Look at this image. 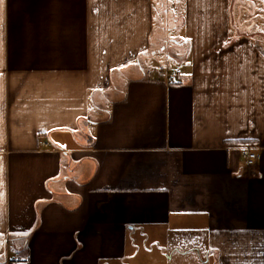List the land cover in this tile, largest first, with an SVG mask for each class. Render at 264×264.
Here are the masks:
<instances>
[{
    "label": "crops",
    "instance_id": "0c3cea01",
    "mask_svg": "<svg viewBox=\"0 0 264 264\" xmlns=\"http://www.w3.org/2000/svg\"><path fill=\"white\" fill-rule=\"evenodd\" d=\"M251 15L264 0H0V264H123L141 237L169 264H264Z\"/></svg>",
    "mask_w": 264,
    "mask_h": 264
},
{
    "label": "rangeland",
    "instance_id": "374dc122",
    "mask_svg": "<svg viewBox=\"0 0 264 264\" xmlns=\"http://www.w3.org/2000/svg\"><path fill=\"white\" fill-rule=\"evenodd\" d=\"M169 0H164L165 3H168ZM168 6H171L170 4H168ZM175 6V2L172 3V7L174 8ZM252 10V7H249V11ZM166 16L170 19V21H172V13L171 10L169 11V13H166ZM249 23H254L255 27L252 30H255L256 28H264V22L259 23L257 20L260 19V17L258 15H251L249 16ZM173 23V21L171 22ZM167 32L171 35H173L174 33H176V29H168ZM260 32V31H259ZM170 50H172V45L169 46ZM157 59V58H156ZM158 61V60H157ZM162 65L164 66V57L162 59ZM171 65V64H170ZM171 67H177L179 68V66L175 63L172 62V66ZM170 66H168L166 64V66H164V69L169 70L171 69ZM120 95V94H118ZM159 244L154 242L152 238H144L141 237L138 240V252L134 253V255H129V257L125 260V262L123 264H169V260L167 258L168 254L174 255V252H167L160 249ZM207 256L204 252L200 253V252H195L192 254H185L181 257V255H178V260L179 261H189L192 262L194 264H200V261L202 259H206ZM210 259V264L213 262V258L209 257Z\"/></svg>",
    "mask_w": 264,
    "mask_h": 264
},
{
    "label": "built area",
    "instance_id": "2783aa9c",
    "mask_svg": "<svg viewBox=\"0 0 264 264\" xmlns=\"http://www.w3.org/2000/svg\"><path fill=\"white\" fill-rule=\"evenodd\" d=\"M175 74H176V71L172 70L171 76H175ZM244 157H245V163L246 164H253L258 160L259 155L257 154V152L250 151V152L245 153ZM12 259L13 260H23L24 258L19 251H15L13 253Z\"/></svg>",
    "mask_w": 264,
    "mask_h": 264
}]
</instances>
